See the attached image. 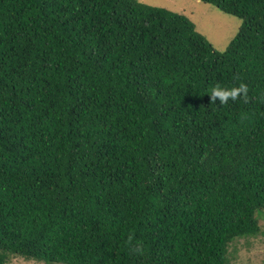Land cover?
I'll list each match as a JSON object with an SVG mask.
<instances>
[{
	"label": "trees",
	"instance_id": "1",
	"mask_svg": "<svg viewBox=\"0 0 264 264\" xmlns=\"http://www.w3.org/2000/svg\"><path fill=\"white\" fill-rule=\"evenodd\" d=\"M200 1L241 20L223 51L139 0H0V264H233L263 232L264 0Z\"/></svg>",
	"mask_w": 264,
	"mask_h": 264
},
{
	"label": "rangeland",
	"instance_id": "2",
	"mask_svg": "<svg viewBox=\"0 0 264 264\" xmlns=\"http://www.w3.org/2000/svg\"><path fill=\"white\" fill-rule=\"evenodd\" d=\"M149 5L164 7L182 14L190 19L196 29L202 33L218 50H225L227 44L235 36L241 20L235 16L218 10L215 6L200 0H139ZM258 214V213H257ZM259 225L263 231L251 237L248 242L244 238L237 239L236 256L233 264H264V218L260 217ZM231 256V254H230ZM7 264H45L33 260H25L14 256Z\"/></svg>",
	"mask_w": 264,
	"mask_h": 264
},
{
	"label": "clouds",
	"instance_id": "3",
	"mask_svg": "<svg viewBox=\"0 0 264 264\" xmlns=\"http://www.w3.org/2000/svg\"><path fill=\"white\" fill-rule=\"evenodd\" d=\"M247 86L243 83L239 85V87L227 89L222 87H214L211 91L210 97L212 102L215 103L216 99H219V103L224 104L227 103L229 100L235 101L238 96L246 95L247 94Z\"/></svg>",
	"mask_w": 264,
	"mask_h": 264
}]
</instances>
